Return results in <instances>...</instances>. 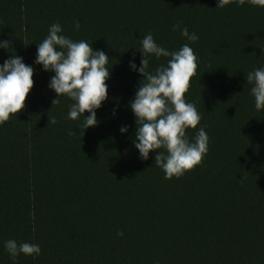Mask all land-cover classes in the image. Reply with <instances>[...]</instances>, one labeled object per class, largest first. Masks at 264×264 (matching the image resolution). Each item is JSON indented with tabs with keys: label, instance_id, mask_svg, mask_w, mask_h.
<instances>
[{
	"label": "trees",
	"instance_id": "obj_1",
	"mask_svg": "<svg viewBox=\"0 0 264 264\" xmlns=\"http://www.w3.org/2000/svg\"><path fill=\"white\" fill-rule=\"evenodd\" d=\"M217 2L0 0V40L12 46L0 48V64L15 53L35 69L26 108L0 125V264H13L9 239L41 247L15 264H264V109L246 80L264 68V7ZM57 22L110 57L109 98L83 136L84 116L67 118V96L52 105L55 73L35 63ZM177 22L199 39L173 31ZM149 32L169 51L188 43L199 58L185 99L202 119L186 134L194 141L203 127L209 151L178 179L155 165L159 150L144 160L134 145L129 102L142 74L129 61L135 53L140 67ZM168 59L151 56L149 71Z\"/></svg>",
	"mask_w": 264,
	"mask_h": 264
},
{
	"label": "clouds",
	"instance_id": "obj_2",
	"mask_svg": "<svg viewBox=\"0 0 264 264\" xmlns=\"http://www.w3.org/2000/svg\"><path fill=\"white\" fill-rule=\"evenodd\" d=\"M234 2L243 6L246 0H218L217 8ZM247 2L264 7V0ZM75 28H80L78 20ZM172 30H178L191 43L199 39L195 32L190 33L187 27H181V22L174 24ZM62 31L58 22L49 27L48 35L37 44L35 63L42 65L45 71L55 73L48 85L57 94L52 105L60 103L59 97L67 96L73 101L67 118L78 120L84 116V122L79 126L83 136L85 129L98 125L96 110L109 98L106 81L111 76L107 67L110 57L103 50H94L87 41H74L61 34ZM9 47H12L10 41L0 40V48L8 50ZM139 51L142 53L140 67L137 68L134 62L135 53L129 61L130 67L142 74L135 97L129 102L137 125L134 145L144 160L149 158L150 152L159 150L154 158L155 165L163 170L165 179H178L201 165L209 151L210 138L203 127L197 131L194 141H190L186 134L189 128L197 129L202 119L196 106L185 99L191 79L197 75L199 58L188 43L177 51H169L159 45L150 32L141 39ZM151 56L170 59L153 72L149 71ZM34 73L35 69L15 53L0 64V125L26 108V99L34 87ZM246 80L253 84L251 94L255 98V108L264 109V68L249 72ZM86 112L89 115L86 116ZM57 122L54 116H48V124ZM120 131L126 132L127 126H121ZM68 135L76 133L69 130ZM117 235L123 236V232ZM4 247L13 264L21 254L33 258L41 254L38 244L18 243L14 239L5 241Z\"/></svg>",
	"mask_w": 264,
	"mask_h": 264
}]
</instances>
